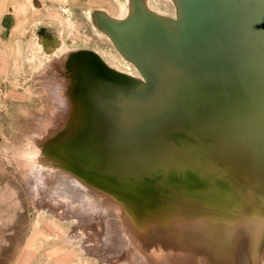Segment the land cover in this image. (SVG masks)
<instances>
[{"label":"bare ground","instance_id":"6f19581e","mask_svg":"<svg viewBox=\"0 0 264 264\" xmlns=\"http://www.w3.org/2000/svg\"><path fill=\"white\" fill-rule=\"evenodd\" d=\"M247 1L173 0L175 14L169 21L168 16L155 13L145 4L146 12L154 18L150 20L142 6H133V0H128L126 13H130L132 20L126 24L115 25L106 19L108 15L103 11L96 15L97 25L106 34L104 37L110 45L117 46L121 53L133 60L132 63L135 61L152 85L162 76L166 84L173 82L171 63H180L181 54L186 56L187 50L198 45L199 54L204 59L199 75L205 76L198 77L183 92H177L178 97L172 96L170 108L163 113L138 110L146 97L139 96L133 89L137 84L132 87L99 63L103 61L112 69L109 64L111 59L112 65L117 66L115 71L120 72L123 71L120 67L127 64L122 56L111 53L103 57L95 53L101 60L98 59V62L97 57L78 52L72 53L65 62L71 72L70 80L64 84L61 79L54 80V85L61 88L62 97L54 98L53 110L16 112L12 128L17 129V133L10 127L12 135H6L0 125L1 135L9 140L13 139L10 138L12 136L18 140L14 146H9L8 140L0 141V160L14 163L23 184L33 193L36 205H47L57 217L79 223L81 226L76 229L85 234V226H88L90 234L94 230L103 241L111 238V231L127 240H123L117 249L123 257L108 255L105 264H109L108 259L112 264H196L197 254L190 253L188 249L195 250L209 237L212 240L208 241L220 249V258L224 256L227 261H235L234 264H264V129L257 131L258 127H255L259 123L264 125V4H260L258 9L261 17L258 25V19H251L247 14ZM183 22L189 27L184 29ZM57 33L64 34L60 29ZM179 46H183L184 51L175 50ZM66 48L57 37H47L37 40L35 55H39L45 64L48 62V68L61 72L64 62H60L58 57ZM188 57V65L195 66L196 56L189 54ZM166 60L170 63L166 71L158 70ZM205 78L214 79L216 86L226 94L245 93L252 99L262 98L252 105L236 103L228 107L224 105V100L218 99L208 107L203 104L205 100L197 95L203 94L201 87L206 86ZM197 85L200 87L196 88ZM24 114L35 125L32 131L22 130ZM223 125L243 129L230 142L213 140L222 149L219 159L228 174L224 176L210 169L191 167L187 187L207 184L210 177L232 179L230 175L236 172L254 189L250 188V191L255 192L257 197L251 198V192L246 191L248 186L244 188L237 183L228 185L226 181L228 186L223 190L209 186L204 193L223 203L214 204L216 209L226 212L220 218L204 224L176 218L174 212L166 210L157 217H174L173 221L165 222L163 230L156 231L159 227L152 221L160 218L156 220L157 217L146 215L143 206L132 210L125 198L129 191L119 183L112 184L120 179H149V175L138 170L137 163H164L172 158V164L166 169H184L185 164H190L191 145L200 143L204 146L210 139L205 134L206 130ZM56 127H63L64 130L54 134L53 128ZM85 127H89L87 132L96 142L85 147L75 145V134L78 135ZM154 128L164 129L168 138L175 137L180 144L171 139L169 144L158 140L151 133ZM252 128L254 132L245 131ZM184 139L186 144L182 143ZM199 162L201 166L204 164ZM178 184L181 181L171 179L169 185L176 187ZM152 192L154 196L157 193ZM139 193L142 195L143 192ZM178 194L170 192L167 198L180 199ZM236 217H240L237 223L234 222ZM146 223L151 224L147 227L148 233L144 229ZM180 227L184 230L175 233L173 229ZM170 231L172 234L168 235ZM63 233L67 241L76 245L83 241L84 236L80 233ZM163 246L168 251L157 252Z\"/></svg>","mask_w":264,"mask_h":264},{"label":"rangeland","instance_id":"374dc122","mask_svg":"<svg viewBox=\"0 0 264 264\" xmlns=\"http://www.w3.org/2000/svg\"><path fill=\"white\" fill-rule=\"evenodd\" d=\"M132 4L133 6H142L141 8H143V11L145 10V15L148 14L146 16L150 20L154 18L146 12L147 10L144 8L145 4L155 13L168 16L167 21L171 20L170 17L175 14L173 0H133ZM126 8H129L128 0H0V125H2L6 135L11 134L10 127H14V120L12 119L15 117L16 112L24 110L25 112L34 113L53 110V103L55 104L54 98L59 99L62 97L61 88L54 85V80L55 78L61 79L62 84L70 80L71 72L68 70L65 62L70 58L72 53L79 52L87 56L91 54L94 58L97 57L95 53H99L103 57H105V54L109 55L111 53H116L120 57L122 56L127 64L120 67L123 69L120 72L115 71L117 66L112 65L111 59L109 60V64L112 66V69L103 61L102 63L99 62L100 59L98 57L96 59H99L98 62L109 73L115 74L116 78L126 83L128 82L132 87H134L135 83L137 84L133 89L137 90L136 92L139 96L146 97L145 103L138 107V110L163 113L170 108L172 96L178 97V93L183 92L184 88L196 82L198 77L205 76V74L199 75L204 59L200 56L198 45H196L191 50H187L186 56L183 57L184 54L180 53V63H171L172 68L175 70L170 72L171 76H174L173 82L166 84L162 76L158 79L157 83L152 85L138 64L134 63L135 61L132 63L133 60L131 59V61L121 53L117 46L114 44V47L110 45L104 37L106 34L97 25L96 15L101 14L102 11L108 15H106V19L114 24L118 23L117 25H121V22L122 24L130 22L132 18L130 17V13H126ZM185 23L181 24L184 29L189 27V24ZM59 29L63 31V35L57 33ZM47 37H54V39L57 37V39L63 41L65 46H67L66 49L59 53L60 56L58 57L60 62H64V65L60 67L61 72H57L52 67L48 68L50 64L48 62L45 64L39 55H35L37 40L46 39ZM176 48L175 50L184 51L183 46ZM189 54L195 55L197 58L196 65L193 67L188 65ZM167 62L168 60L166 62L163 61L159 65L158 70L164 72L166 66L170 64ZM186 74L188 75L186 76ZM179 78L183 81L180 82ZM141 79L144 81L142 82ZM205 80L206 86L201 87L203 94L199 93L197 95L201 96L199 97L200 99L203 98L205 100L203 104L208 107L213 106L214 101L218 99L224 100V105L228 107L236 103L252 105L262 98L256 97L252 99L245 93L226 94L222 91V88L216 86L214 79L205 78ZM184 81L185 83H183ZM195 87L199 88L200 86L197 85ZM21 122H23L22 130L25 132L32 131L35 128L34 123L30 121L27 114H24ZM63 124L65 123L63 122ZM261 124L255 125V127H258L257 131L264 129V125ZM63 127L53 128V133H59L58 130L65 129V127L62 129ZM87 129L89 127L83 129L84 132L82 130L78 135H76L77 133L75 134L77 137L75 145L78 144V146L85 147L88 143L96 142V139H93L89 135L90 132L88 133L87 131L89 130ZM241 129L238 126L223 125L220 128L206 130L205 134L210 138L209 141L204 146L200 143L191 145L190 149L192 148L193 152L190 154V164H185L183 166L184 169H166L172 164V158L164 163H137L139 166L138 170L145 175H149V179L138 178L136 181L131 178L127 180L120 179L119 182H112V184L116 185L119 183L129 191V194L125 195V198L130 203L129 207L132 210L140 206L141 209L143 206V209L146 210V215L150 214L155 218L161 212L171 210L174 212V217L176 218L192 219L208 224L209 221L218 217L220 218L226 212L214 207V204H223L222 201L212 199L204 191L209 186H212L211 188L214 189L223 190L226 186L236 183L245 188L248 186V183L245 179L240 178L236 172H233L230 175L232 179L229 177V180L226 178L216 180V178L210 177L207 184L187 187L191 176L188 173L189 168H206V170L210 169L214 173L227 175L226 168L222 166V160L219 159L222 149L216 146L213 140L220 143L224 141L230 142L236 138V133L243 131ZM154 130L151 133L158 140L169 144V140L171 139L176 144H180V141H176L175 137L168 138L164 129L154 128ZM12 131L17 133V129L15 128H12ZM245 131L254 132L253 128ZM163 134L164 136H162ZM78 136L80 137L78 138ZM10 138L13 139H6L4 135L0 134V141L5 142L8 140L9 146L18 144L17 138L13 136ZM110 139L113 140V137ZM185 142L186 140L184 139L182 143L186 144L187 142ZM199 161H202L204 164L201 166V162ZM199 163L200 165H198ZM163 168L166 170H163ZM171 179L181 181V184L172 187L169 185ZM224 179L226 180L224 181ZM85 182L92 184L88 180H85ZM248 188L246 191L247 193L251 192L250 197H257L255 192H253L254 189L250 186ZM250 188L253 191H250L252 190ZM139 191L143 192L142 195H139ZM152 191L157 192L155 196ZM170 192L179 193L180 199H168L167 196H169ZM112 202L114 203V201ZM119 202L123 204L122 201ZM55 215L51 209H48L47 205L45 207L36 205L33 193L29 189L27 190V187L23 184L20 173L16 170L14 163L0 160V264H105L108 255H123L117 249L120 248L123 240L125 242L127 240L120 234L111 231V238L103 241L100 237L101 235L97 234L94 230V234H92L93 232L90 234L88 226H85V234L82 230L76 229V227H79V223H70L71 220L61 219ZM174 217L170 219L162 216L157 217L156 220L160 219L156 222L152 221V223L159 228L161 227L156 231H162V225L165 222L169 223V221H173ZM239 218L236 217L234 222L237 223V219ZM144 219L147 218L144 217ZM150 226V223H146L144 225L145 231ZM180 229L182 228L173 230L175 233H180ZM64 231H68L72 235H75V233L82 234L84 236L83 241L80 245L67 241L64 238ZM170 234H172L171 231L168 235ZM157 237L160 238V236ZM205 239L212 240L211 237ZM208 240V243L205 242L198 245L195 250L188 249L190 253L195 252L197 254L196 258L198 260H196V264H234L235 261H227L224 256L220 258V249L212 241L209 242ZM157 242V239H155V244ZM158 249L157 252L164 250V253H166L168 251V248L164 246ZM153 252L155 251L153 250ZM128 253L130 254L131 250ZM121 256L119 257L121 258ZM107 263L112 264L109 259ZM122 264H128V262Z\"/></svg>","mask_w":264,"mask_h":264},{"label":"water","instance_id":"95a60500","mask_svg":"<svg viewBox=\"0 0 264 264\" xmlns=\"http://www.w3.org/2000/svg\"><path fill=\"white\" fill-rule=\"evenodd\" d=\"M260 4L262 5L264 4L263 0H248L246 3V6L249 7V12L247 13L248 16L250 15L251 19H254V17H256L258 19V25L259 22L261 21V17L259 16L258 13ZM262 23H264V21Z\"/></svg>","mask_w":264,"mask_h":264}]
</instances>
